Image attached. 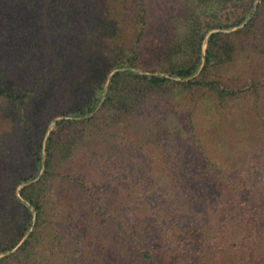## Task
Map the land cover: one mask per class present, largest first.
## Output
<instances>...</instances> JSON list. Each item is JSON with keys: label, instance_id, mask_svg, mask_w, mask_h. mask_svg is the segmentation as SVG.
Wrapping results in <instances>:
<instances>
[{"label": "trees", "instance_id": "1", "mask_svg": "<svg viewBox=\"0 0 264 264\" xmlns=\"http://www.w3.org/2000/svg\"><path fill=\"white\" fill-rule=\"evenodd\" d=\"M255 2L5 0L29 12L34 25L31 32L19 34L15 54L0 52V137L7 144L0 149V264L27 255L44 238L52 245L67 236L61 223L69 222L70 215L62 206H50L54 201L47 205V199L57 176L56 203H64L60 186L69 184L87 199V183L70 180L57 169L81 153L82 143L106 140L108 129L125 126L132 118L151 126L160 135L157 142L176 143L162 113L174 95L189 94V120L204 99L219 109L230 100L261 97L264 80L239 87L221 77L242 58L264 59V0ZM101 114L105 128L98 121ZM255 167L235 174L238 189L253 191ZM152 177L164 204L177 200L179 177L169 183L163 175ZM213 177L227 178L222 169ZM257 190L249 193L264 201L263 189ZM187 195L189 200L191 193ZM214 195L204 202L209 211ZM236 197L234 190L219 197L215 212L222 217L213 224L212 238L224 251H238L250 262L264 264V207L236 201L232 208ZM195 205L188 203L185 214L197 223L203 210L194 212ZM176 231L182 236L169 232L170 242L184 248L190 233ZM72 233L76 239L81 236ZM71 245L82 256L81 246Z\"/></svg>", "mask_w": 264, "mask_h": 264}, {"label": "rangeland", "instance_id": "2", "mask_svg": "<svg viewBox=\"0 0 264 264\" xmlns=\"http://www.w3.org/2000/svg\"><path fill=\"white\" fill-rule=\"evenodd\" d=\"M30 15L0 0L1 55L12 51L15 54L19 34L32 31L34 20ZM37 30L42 35V28ZM221 77L239 87L253 79L262 81L264 59L242 58L225 68ZM261 92L256 100L249 95L230 100L219 109L202 97L204 100L196 103L191 114L192 120L189 94L174 95L162 113L166 114L172 137L178 138L176 143L172 139L169 143L157 142L160 135L151 126L146 127L142 118L128 119L125 126L108 129L106 140L92 138L82 143L81 153L57 169L68 174L70 180L85 181L89 186L87 199L82 200L79 191L69 184L60 186L64 203H56L58 176L47 199V205L54 201L50 206H62L70 215L69 222L65 219L61 223L67 236L52 245L44 238L27 255L13 257L10 264H258L238 251H224L212 234L216 230L213 224L222 217L215 212L222 195L235 191L232 208H236V201L241 206L247 202L264 207V201L250 194L255 189L264 191V89ZM98 121L107 127L105 114ZM4 137H0V149L7 145ZM255 166L253 191L238 189L233 182L235 174ZM218 169L227 178L213 177ZM156 175L165 176L168 183L179 177V184L175 185L178 193L174 194L177 200L169 205L164 204L161 188L153 184L152 176ZM188 193L192 196L189 200L184 196ZM212 193L216 195L210 197L209 211L204 202ZM188 203L196 204V213L203 210L197 223V219L189 221L192 217L185 214ZM135 206L139 211L132 213ZM74 207L76 213L71 215ZM177 229L191 234L184 239V248L170 242L173 238L169 232L182 236ZM74 231L81 235L79 239ZM130 235L135 239L131 240ZM75 242L81 246L82 256L72 251L71 244Z\"/></svg>", "mask_w": 264, "mask_h": 264}]
</instances>
